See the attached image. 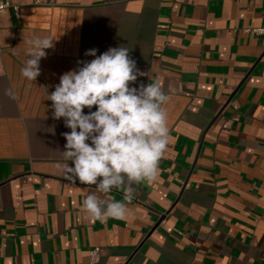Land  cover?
Returning a JSON list of instances; mask_svg holds the SVG:
<instances>
[{
  "label": "crops",
  "instance_id": "crops-1",
  "mask_svg": "<svg viewBox=\"0 0 264 264\" xmlns=\"http://www.w3.org/2000/svg\"><path fill=\"white\" fill-rule=\"evenodd\" d=\"M10 2L0 14V264H90L95 247V264H264V0ZM33 35L54 47L30 82L20 70ZM112 47L146 73L130 87L159 81L170 96L169 144L158 179L132 185L126 217L101 221L82 211L96 186L65 177L71 130L47 98L95 58L87 50ZM102 198L124 201V191Z\"/></svg>",
  "mask_w": 264,
  "mask_h": 264
},
{
  "label": "clouds",
  "instance_id": "clouds-1",
  "mask_svg": "<svg viewBox=\"0 0 264 264\" xmlns=\"http://www.w3.org/2000/svg\"><path fill=\"white\" fill-rule=\"evenodd\" d=\"M53 40L33 35L25 41L23 78L34 82L41 74L40 61L46 58L45 50L54 47ZM129 52L127 47H112L100 55L96 49L87 50L85 55L95 58L80 61L78 70L61 75L47 98L52 101L53 117L64 118L71 130L63 133L65 177L72 183L96 186L84 199L82 211L101 221L126 217V201L134 196L132 185L158 179V165L169 144L165 105L170 96L159 81L130 87L146 73L137 69ZM5 94L12 95L10 90ZM113 190H123L124 201L102 198Z\"/></svg>",
  "mask_w": 264,
  "mask_h": 264
},
{
  "label": "built area",
  "instance_id": "built-area-1",
  "mask_svg": "<svg viewBox=\"0 0 264 264\" xmlns=\"http://www.w3.org/2000/svg\"><path fill=\"white\" fill-rule=\"evenodd\" d=\"M12 6L10 0H0V14L4 13L8 8ZM255 32L257 33H264V29H256ZM91 260L90 264H95L100 257V249L99 247H95L90 252Z\"/></svg>",
  "mask_w": 264,
  "mask_h": 264
}]
</instances>
